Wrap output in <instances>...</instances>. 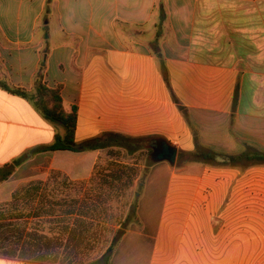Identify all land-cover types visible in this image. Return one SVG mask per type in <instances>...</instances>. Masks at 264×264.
<instances>
[{
  "label": "crops",
  "instance_id": "0c3cea01",
  "mask_svg": "<svg viewBox=\"0 0 264 264\" xmlns=\"http://www.w3.org/2000/svg\"><path fill=\"white\" fill-rule=\"evenodd\" d=\"M232 1L0 0V80L33 91L43 67L44 83L61 87L65 110L78 108L77 142L118 133L144 139L152 153L162 142L187 153L198 145L264 153V12L243 11L264 0ZM218 2L241 12L218 14ZM17 98L0 88V168L24 159L0 181V203L24 187L17 174L36 161L89 181L116 149L32 154L61 131ZM58 156L78 169L61 167ZM154 163L165 175L144 186L165 185L163 205L151 210L139 201L137 225L110 264H264V202L249 205L263 163L193 161L188 172ZM44 263L57 262L0 255V264Z\"/></svg>",
  "mask_w": 264,
  "mask_h": 264
},
{
  "label": "rangeland",
  "instance_id": "374dc122",
  "mask_svg": "<svg viewBox=\"0 0 264 264\" xmlns=\"http://www.w3.org/2000/svg\"><path fill=\"white\" fill-rule=\"evenodd\" d=\"M248 1L250 2V0ZM221 4L218 2L216 7L218 14H239L241 12L239 11L241 8L237 6H226L224 4L221 6ZM212 8L206 7L205 9L208 11V9L211 10ZM258 9L264 12V7H248L243 11H247L248 14H257ZM163 14L164 11L161 9V15L163 16ZM248 25L252 27L254 24ZM40 31L43 32L44 29L40 28ZM17 100L20 102L22 99L17 98ZM42 120L46 119L42 117ZM48 122L52 126H56L58 131H61V134L65 132L62 126L51 121ZM152 155L149 144H146L144 150L133 155L119 148L107 151L105 156L98 162V176L91 183H88L87 180H71L60 171L62 177L51 183L49 198L47 199V204H44L47 206L41 210L44 216L28 222H31L30 226L32 228L37 227L42 233L49 235L52 242L56 241L55 238L60 231L59 225L64 222L67 224V222L76 223L78 221L79 230L84 232L82 235L79 232L78 236H73V238L71 236L67 243L69 247L59 249L56 254L49 258L50 261L57 262L51 264L97 263L113 241L135 223L140 200L142 203L147 201V204L151 206V210L161 209L164 196L167 193L166 186L160 185V183H153L150 188L144 186V183L149 178L155 182L159 175H165L164 171L160 170L157 172V169L152 168L155 165ZM56 160L61 163V167H67L72 170L78 169L77 166L74 167L65 163L66 160L61 158V156H58ZM193 160L191 153L178 151L177 160L172 167L176 171L185 170V172H188L187 168ZM169 164L168 161L159 163L160 166H169ZM79 168L82 172L86 166ZM51 173L52 167L49 160L41 159L36 161L35 166L31 165L19 170L17 177L25 181L19 188L31 181L27 178L28 174L37 175V178L32 180L46 181L50 178ZM64 177H67L70 183H66ZM249 190L250 207L259 206V202H264V175L259 178L258 183L250 182ZM76 200H80V204L85 207L78 209L76 216H70L68 212L71 211V207ZM39 204L42 205L41 203ZM35 211H38L37 208H35ZM45 212L50 215L46 216ZM16 214L23 218L22 221L26 220L31 214L29 206L21 207V211ZM80 214L84 216L79 217L81 216ZM134 225L136 226L137 224ZM15 246L11 241L5 243L0 238V255L5 254V252H13Z\"/></svg>",
  "mask_w": 264,
  "mask_h": 264
},
{
  "label": "trees",
  "instance_id": "16d2710c",
  "mask_svg": "<svg viewBox=\"0 0 264 264\" xmlns=\"http://www.w3.org/2000/svg\"><path fill=\"white\" fill-rule=\"evenodd\" d=\"M43 79L44 75L42 67L36 76L33 91H28L24 88L13 87L7 82L0 80L1 89L12 95L29 101L44 119L58 124L65 129L63 134H55L53 143L32 149V154L62 150L85 152L119 148L124 149L128 154L133 155L145 149L144 139L130 138L118 133H110L105 136L95 137L83 142H77L76 128L78 120V108L73 106L71 111H66L61 95V87L49 88L44 83ZM191 155L194 158L193 161H201L205 163H237L241 161H249L264 164V153L255 151L250 146L241 154L227 155L215 153L198 145L196 147V151L192 152ZM23 161V158H17L12 162L6 163L4 166H2L0 168V181L8 180L13 175L17 167L23 163ZM97 176L98 170L96 167V171L88 183L95 181ZM60 177H62V173L60 171L53 170L48 180L31 181L22 189L17 190L13 194L11 201L0 204V238H2L5 243L11 241L16 245L13 252H5V254L2 255L32 260L50 261L49 258L56 254L59 249L69 247V244L67 245V243L71 236L72 238L73 236H78L79 232L80 235L83 234L84 231L82 232L79 230L78 221H76V223L67 222V224L65 222H60L61 224L59 225V234L55 238L56 241L52 242L49 235L42 233L37 227L32 228L30 226L31 222H28L44 216L42 215L41 210L45 209L47 206L44 204H47L49 191L51 190V183L57 179H60ZM64 181L67 183L68 178L64 177ZM68 183H70V180ZM38 202L42 205H40ZM80 203V200H76L75 204L71 207V211L68 212L70 216H76V211L85 207ZM27 205L30 208L31 214L29 218L22 221L23 218H21L16 213L21 211V207ZM35 208H37L38 211H35ZM45 213L46 216L50 215L47 212ZM80 215L81 216L79 217L84 216L83 214ZM123 235L124 233H122L119 238H116L100 257L98 262L93 264H110L115 245Z\"/></svg>",
  "mask_w": 264,
  "mask_h": 264
},
{
  "label": "water",
  "instance_id": "95a60500",
  "mask_svg": "<svg viewBox=\"0 0 264 264\" xmlns=\"http://www.w3.org/2000/svg\"><path fill=\"white\" fill-rule=\"evenodd\" d=\"M153 152V160L155 162L168 161L171 165H174L177 156L178 150L176 147L170 145L168 142H162L160 146H152Z\"/></svg>",
  "mask_w": 264,
  "mask_h": 264
}]
</instances>
